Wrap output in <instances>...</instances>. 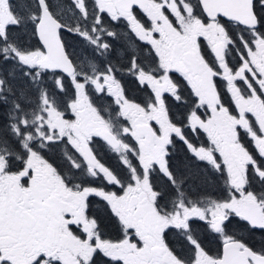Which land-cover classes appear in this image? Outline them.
<instances>
[{
  "label": "snow or ice",
  "instance_id": "1",
  "mask_svg": "<svg viewBox=\"0 0 264 264\" xmlns=\"http://www.w3.org/2000/svg\"><path fill=\"white\" fill-rule=\"evenodd\" d=\"M55 7L0 0V264H264V0Z\"/></svg>",
  "mask_w": 264,
  "mask_h": 264
},
{
  "label": "flooded vegetation",
  "instance_id": "2",
  "mask_svg": "<svg viewBox=\"0 0 264 264\" xmlns=\"http://www.w3.org/2000/svg\"><path fill=\"white\" fill-rule=\"evenodd\" d=\"M49 3H50V5H52L54 11L56 10L55 6H56L57 3L64 5L65 7L62 10L66 12L67 11V6L71 4V0H49ZM78 40H79L78 37L77 38H71V36L69 35L68 43L72 44L73 46H78ZM225 102L228 103V98L227 97H225ZM100 143H102V142H100ZM97 148H98L99 158L102 160V162H104L107 166L115 169L116 171H119L120 168H121V165L118 163V161L115 158V156L112 153L101 149L99 147V144H98ZM49 155H50V157L52 159L58 161V159H59V150H56L53 153H50ZM113 231L115 232L114 228H112V232ZM252 239H253V241L256 243V245L258 247L259 246V242L261 240V235L259 233H257L256 237H253Z\"/></svg>",
  "mask_w": 264,
  "mask_h": 264
},
{
  "label": "trees",
  "instance_id": "3",
  "mask_svg": "<svg viewBox=\"0 0 264 264\" xmlns=\"http://www.w3.org/2000/svg\"><path fill=\"white\" fill-rule=\"evenodd\" d=\"M112 228L113 227L111 225H108L106 230L109 232H112ZM112 233H114V231ZM254 237H256V235Z\"/></svg>",
  "mask_w": 264,
  "mask_h": 264
}]
</instances>
